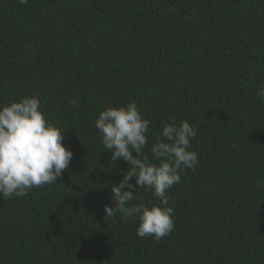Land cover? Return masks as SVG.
<instances>
[{
    "label": "trees",
    "instance_id": "1",
    "mask_svg": "<svg viewBox=\"0 0 264 264\" xmlns=\"http://www.w3.org/2000/svg\"><path fill=\"white\" fill-rule=\"evenodd\" d=\"M261 87L264 0H0V106L38 97L74 153L54 184L0 198V264H264ZM132 101L146 154L162 123L197 129L159 241L104 212L130 166L109 163L95 120Z\"/></svg>",
    "mask_w": 264,
    "mask_h": 264
},
{
    "label": "clouds",
    "instance_id": "2",
    "mask_svg": "<svg viewBox=\"0 0 264 264\" xmlns=\"http://www.w3.org/2000/svg\"><path fill=\"white\" fill-rule=\"evenodd\" d=\"M18 2L27 5L29 0ZM257 95L264 99V87L257 90ZM151 123L132 101L101 111L95 127L105 152L111 154L109 163L122 160L130 166L120 182L111 187V206H104L106 217L119 213L124 220L138 218L136 235L159 241L175 227L169 190L181 182L182 172L195 169L199 156L191 150L197 129L187 120L179 125L162 123L146 154ZM64 133L47 119L38 97H22L0 106V198L26 197L33 188L62 178L74 156L63 143ZM133 179L135 184L131 183ZM137 188L151 190L158 203L145 204L135 195ZM134 199L139 203L130 204Z\"/></svg>",
    "mask_w": 264,
    "mask_h": 264
}]
</instances>
